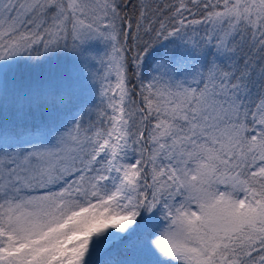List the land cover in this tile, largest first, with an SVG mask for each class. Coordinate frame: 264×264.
Wrapping results in <instances>:
<instances>
[{
	"label": "snow or ice",
	"instance_id": "1",
	"mask_svg": "<svg viewBox=\"0 0 264 264\" xmlns=\"http://www.w3.org/2000/svg\"><path fill=\"white\" fill-rule=\"evenodd\" d=\"M0 264H264V0H0Z\"/></svg>",
	"mask_w": 264,
	"mask_h": 264
}]
</instances>
